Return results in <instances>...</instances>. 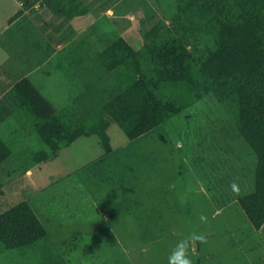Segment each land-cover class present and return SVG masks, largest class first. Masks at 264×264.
Masks as SVG:
<instances>
[{
  "label": "rangeland",
  "instance_id": "374dc122",
  "mask_svg": "<svg viewBox=\"0 0 264 264\" xmlns=\"http://www.w3.org/2000/svg\"><path fill=\"white\" fill-rule=\"evenodd\" d=\"M179 7L0 0V137L11 149L0 163V215L25 201L48 234L28 248L0 246V264H167L193 230L207 237L190 249L193 264H264V225L255 230L238 202L254 191L256 158L212 94L132 140L110 125L108 154L97 135L40 163L30 154L48 148L20 113L15 83L28 79L74 122L99 121L121 91L100 53L120 38L140 50L148 33L172 26Z\"/></svg>",
  "mask_w": 264,
  "mask_h": 264
},
{
  "label": "trees",
  "instance_id": "16d2710c",
  "mask_svg": "<svg viewBox=\"0 0 264 264\" xmlns=\"http://www.w3.org/2000/svg\"><path fill=\"white\" fill-rule=\"evenodd\" d=\"M44 1L52 6V0ZM178 2L172 26L148 33L140 50L120 38L100 53L121 87L105 118L74 122L56 113L28 79L13 85L20 113L48 148L30 152L33 163L47 160L81 136L97 135L108 154L110 125H118L132 140L212 94L233 115L238 135L255 155L254 191L238 202L259 230L264 225V0ZM10 153L0 137V163ZM47 238L25 201L0 215L3 250L28 248Z\"/></svg>",
  "mask_w": 264,
  "mask_h": 264
},
{
  "label": "clouds",
  "instance_id": "9594fccd",
  "mask_svg": "<svg viewBox=\"0 0 264 264\" xmlns=\"http://www.w3.org/2000/svg\"><path fill=\"white\" fill-rule=\"evenodd\" d=\"M233 192H238V185L235 181L230 185ZM200 223H206L207 217L203 214L199 216ZM207 237L204 233L197 230L189 232L186 236L179 238L175 246L167 256V264H193L190 257V249L194 248L196 243H206Z\"/></svg>",
  "mask_w": 264,
  "mask_h": 264
},
{
  "label": "crops",
  "instance_id": "0c3cea01",
  "mask_svg": "<svg viewBox=\"0 0 264 264\" xmlns=\"http://www.w3.org/2000/svg\"><path fill=\"white\" fill-rule=\"evenodd\" d=\"M3 141H4V139H3ZM4 142H5V141H4ZM6 144H7V143H6ZM9 148H10V147H9ZM10 150H11V149H10ZM29 152H30V151H29ZM58 153H59V151H58L56 154H51V155H55V156H56ZM10 154H11V153H10ZM51 155H50L49 158H51ZM9 156H10V155H9ZM9 156H7L6 159H7ZM49 158H48V159H49ZM6 159H5V160H6ZM48 159H47V160H48ZM5 160H4V161H5ZM4 161H3V163H4ZM44 161H46V160H44ZM41 162H43V161H41ZM38 163H40V162H38ZM27 172H30V170H28Z\"/></svg>",
  "mask_w": 264,
  "mask_h": 264
}]
</instances>
